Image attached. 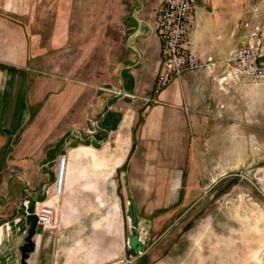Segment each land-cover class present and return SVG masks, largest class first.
I'll return each mask as SVG.
<instances>
[{
	"label": "crops",
	"instance_id": "0c3cea01",
	"mask_svg": "<svg viewBox=\"0 0 264 264\" xmlns=\"http://www.w3.org/2000/svg\"><path fill=\"white\" fill-rule=\"evenodd\" d=\"M162 1L143 3L139 17L133 16L129 37L134 41L111 85L126 94L95 97L90 107L83 94L73 96L72 88L42 97L40 78L26 75L29 55L22 27L20 41L0 53V264L20 263L19 247L29 228L26 213L35 205L51 206L53 222L48 229L36 227L26 264H121L138 254L128 246L133 234L126 221L129 199L138 223L150 231L149 243L143 244L148 252L173 225L178 201L200 197L199 183L185 179L184 171L195 167L200 137L217 116L220 90L226 87L221 84L232 89L233 80H218L226 70L223 60L246 34L236 26L238 17L228 1H198L188 48L217 63L212 70L173 77L147 104L159 69L154 19ZM72 114L99 118L92 130L76 128ZM93 153L100 154L98 162ZM61 155L66 161L56 194Z\"/></svg>",
	"mask_w": 264,
	"mask_h": 264
},
{
	"label": "rangeland",
	"instance_id": "374dc122",
	"mask_svg": "<svg viewBox=\"0 0 264 264\" xmlns=\"http://www.w3.org/2000/svg\"><path fill=\"white\" fill-rule=\"evenodd\" d=\"M156 1L0 0V53L20 41L24 30L26 75L40 78L42 97L72 88L73 96L83 94L90 107L95 97L116 94L111 85L134 41L129 37L133 16L143 3ZM226 1L238 28L245 20L264 21V0ZM232 84V89L221 84L226 87L220 90L217 116L200 137L195 167L184 171L185 179L199 183L200 197L178 201L170 230L148 252L129 255L121 264H264V83ZM71 116L74 127L91 130L99 118ZM100 158L92 154L94 162ZM126 221L132 223L131 216ZM138 222L136 217L147 244L150 231Z\"/></svg>",
	"mask_w": 264,
	"mask_h": 264
},
{
	"label": "built area",
	"instance_id": "2783aa9c",
	"mask_svg": "<svg viewBox=\"0 0 264 264\" xmlns=\"http://www.w3.org/2000/svg\"><path fill=\"white\" fill-rule=\"evenodd\" d=\"M199 0H163L157 8L154 19L155 31L161 44L159 69L153 94L145 98V102H154V96L160 93L173 77H179L184 72L206 68L212 70L217 61L208 55L202 58L188 48V37L191 21ZM255 17H261L260 11H255ZM246 39L239 44L224 60L226 71L219 81L233 80L241 84L264 83V21L245 20L241 23ZM118 95L125 91L116 89ZM66 157L61 155L55 178V193L61 191L63 170ZM30 209H32L30 211ZM33 212L37 216V226L48 229L53 222V208L46 204L30 207L26 214ZM136 227V226H135ZM138 239L142 246L147 239V233L138 227ZM145 250L137 251L138 255Z\"/></svg>",
	"mask_w": 264,
	"mask_h": 264
},
{
	"label": "water",
	"instance_id": "95a60500",
	"mask_svg": "<svg viewBox=\"0 0 264 264\" xmlns=\"http://www.w3.org/2000/svg\"><path fill=\"white\" fill-rule=\"evenodd\" d=\"M138 24L140 23L139 19L136 18ZM138 32V30H137ZM128 210L132 219L133 223V234L129 237L128 239V246L132 250L136 251H142L143 246L141 242L138 239V229L135 227L136 224V216H135V208H134V203L132 199L128 200ZM32 209H30L31 211ZM26 220L29 222V228L27 230V234L24 238V243L19 247L21 257H20V263L19 264H26V259L29 256V253L33 251L34 249V243L32 241V237L35 234L36 227H37V216L35 213L30 212L29 214L26 215Z\"/></svg>",
	"mask_w": 264,
	"mask_h": 264
},
{
	"label": "bare ground",
	"instance_id": "6f19581e",
	"mask_svg": "<svg viewBox=\"0 0 264 264\" xmlns=\"http://www.w3.org/2000/svg\"><path fill=\"white\" fill-rule=\"evenodd\" d=\"M63 173H64V170H63Z\"/></svg>",
	"mask_w": 264,
	"mask_h": 264
}]
</instances>
